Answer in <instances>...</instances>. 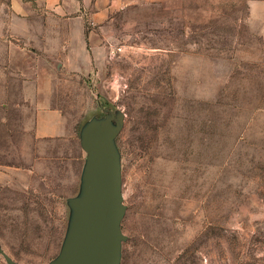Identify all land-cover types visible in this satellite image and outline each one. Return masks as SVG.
Returning a JSON list of instances; mask_svg holds the SVG:
<instances>
[{
	"label": "rangeland",
	"instance_id": "374dc122",
	"mask_svg": "<svg viewBox=\"0 0 264 264\" xmlns=\"http://www.w3.org/2000/svg\"><path fill=\"white\" fill-rule=\"evenodd\" d=\"M104 2L98 20L44 13L62 24L36 27L41 55L26 47L46 67L45 102L33 72L0 82L14 101L0 106V264L59 254L81 130L111 112L118 264H264V0Z\"/></svg>",
	"mask_w": 264,
	"mask_h": 264
},
{
	"label": "water",
	"instance_id": "95a60500",
	"mask_svg": "<svg viewBox=\"0 0 264 264\" xmlns=\"http://www.w3.org/2000/svg\"><path fill=\"white\" fill-rule=\"evenodd\" d=\"M121 124L122 115L111 112L83 126L80 142L86 156L81 192L69 200L72 214L68 229L59 254L48 264L119 263L121 241L125 239L120 228L125 205L114 140ZM4 257L8 264H17Z\"/></svg>",
	"mask_w": 264,
	"mask_h": 264
},
{
	"label": "crops",
	"instance_id": "0c3cea01",
	"mask_svg": "<svg viewBox=\"0 0 264 264\" xmlns=\"http://www.w3.org/2000/svg\"><path fill=\"white\" fill-rule=\"evenodd\" d=\"M104 4V0H0V82L5 81V88H10L7 81L10 79L9 73L15 72V67L23 75L33 72L32 83L38 89V95L35 96L36 100H33V103L45 102L41 100L42 95L39 93L41 85H36L42 81V73L46 72V67L39 64L38 56L43 46L41 42L44 41L45 32H39L36 27L45 25L47 22H53L54 25L62 24V18L47 17L44 13L79 12L82 14L84 11H89L93 19L98 20L104 14ZM78 23L81 24L79 20ZM27 43L32 44V48L38 47V50L36 49L38 55L32 57L30 48L26 47ZM83 57L86 61V56ZM71 69L77 68L72 66ZM26 77L30 76L26 75ZM24 82L30 81L25 79ZM1 91L2 88H0V95H3L0 97V106L14 103L9 99V92ZM27 97L29 96L25 98Z\"/></svg>",
	"mask_w": 264,
	"mask_h": 264
}]
</instances>
